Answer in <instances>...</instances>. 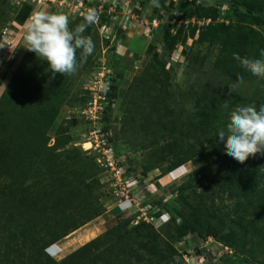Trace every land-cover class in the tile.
<instances>
[{"label":"rangeland","instance_id":"1","mask_svg":"<svg viewBox=\"0 0 264 264\" xmlns=\"http://www.w3.org/2000/svg\"><path fill=\"white\" fill-rule=\"evenodd\" d=\"M138 1L0 0V264H32L41 248L61 261L139 223L168 235L189 204L205 235L172 240L181 264H264L262 236L242 235L225 216L229 198L212 181L222 184L230 169L251 168L262 155L241 164L217 138L231 111L264 104V80L233 59H260L264 51V23L241 4L256 0ZM89 9L96 21L84 35L93 54L80 62L77 51L76 72L53 75L25 48L26 23L38 10L62 12L73 28ZM100 100L106 110L93 122L83 111ZM198 168L207 174L192 175ZM256 177L264 185V168ZM212 204L224 213H213ZM68 226L77 228L63 237ZM234 235L235 243L224 241Z\"/></svg>","mask_w":264,"mask_h":264},{"label":"trees","instance_id":"2","mask_svg":"<svg viewBox=\"0 0 264 264\" xmlns=\"http://www.w3.org/2000/svg\"><path fill=\"white\" fill-rule=\"evenodd\" d=\"M253 2L241 4L255 18L264 23V0ZM145 3V0H140L139 2L141 6ZM237 4L239 3L237 2ZM240 38L244 44L245 40H243L242 36ZM263 40L261 39V41ZM138 79L137 75L129 85L127 92L132 89L133 84ZM111 89L112 97L119 99L118 86L112 85ZM171 113L172 109L167 106L166 117H170ZM143 117L145 118V116H142L141 119ZM133 119L134 122L137 121L135 114L133 115ZM208 146L217 155L218 147L216 143L210 140ZM193 153L195 154L181 159L180 163L190 161L197 154L196 151H193ZM263 168L264 155H259V159L252 164L251 168L245 167L242 171L230 169L229 172L224 174L226 181L224 180L222 184L221 180H217L216 178H213L212 181L216 186L222 188L221 192L225 193L230 200V204L227 207L230 209V212L225 213V216L229 217L233 224L237 223L243 228V236H246L248 233H255L261 235L264 240V185L256 177ZM200 174L201 176L207 174L205 173V168H198L192 172L194 176H199ZM189 205L191 208L184 207L181 211V224L176 226L174 231L167 232L168 235L162 234L148 223H139L132 229L125 231L128 236L124 234L120 235L118 230H114L85 244L61 261H55L46 255L44 256V253H42L44 250L41 248V251L37 252L36 260L32 264H181L176 258L177 250L172 240L182 238L190 233H196L201 237L205 235L202 228V217L198 214L197 207L195 208L192 204ZM206 209L209 210V208ZM210 210L213 213H224V209L220 208L218 210L213 204ZM220 221L223 222V216H220ZM120 227L124 229V224H121ZM71 228L67 227V231H65L66 233L63 237L76 230L75 228L77 227ZM40 232V229L34 230L35 238H38ZM214 233V236H218L216 232ZM210 234H213V232ZM238 237L234 235L230 238H224V241L229 240L232 242V238Z\"/></svg>","mask_w":264,"mask_h":264},{"label":"clouds","instance_id":"3","mask_svg":"<svg viewBox=\"0 0 264 264\" xmlns=\"http://www.w3.org/2000/svg\"><path fill=\"white\" fill-rule=\"evenodd\" d=\"M151 2L158 6L157 0ZM95 21L96 13L89 9L82 22L70 28V20L65 13L38 10L26 23L25 48L46 61L53 75H72L77 70V51L80 62L93 54L94 42L84 33ZM260 56V59H250L233 53V59L240 63L245 72L264 80V51H261ZM238 83L244 86L247 81L241 77ZM230 89L233 94L239 91L236 84ZM217 138L226 149V155L241 164L250 156L258 153L264 155V104L258 107L240 106L231 111L229 122L219 130Z\"/></svg>","mask_w":264,"mask_h":264},{"label":"built area","instance_id":"4","mask_svg":"<svg viewBox=\"0 0 264 264\" xmlns=\"http://www.w3.org/2000/svg\"><path fill=\"white\" fill-rule=\"evenodd\" d=\"M38 1H46L48 3H55L57 0H38ZM118 1L119 0H115V2H118ZM122 1L124 3L126 2L125 4H128L129 2H131V0H122ZM135 8H139V5L136 4L135 5ZM125 25L128 26V23H126ZM156 25L157 24H156V20H155V21H153L152 26L156 27ZM131 26H133V25H131ZM148 36H150V35L148 34ZM107 88H109V86H107ZM103 99H104V97H103ZM105 110H106V107H105L103 101H101V100L99 102L98 101L97 102L94 101V102H90L89 103V106L87 108H85V110L83 111V114L87 115V118L90 119L91 121L97 122V121H99V119H101V116L103 115V113L105 112ZM100 136H103V135H100ZM101 143L104 144V139L97 140L95 142V145L97 147H99L101 145ZM152 219H153V217H152ZM150 222H152V221H150ZM195 256L196 255H194L193 257H195ZM200 257H201V255H200ZM200 257L197 256L196 258L199 259ZM198 259H196V260H198ZM190 261H188V262H190Z\"/></svg>","mask_w":264,"mask_h":264},{"label":"bare ground","instance_id":"5","mask_svg":"<svg viewBox=\"0 0 264 264\" xmlns=\"http://www.w3.org/2000/svg\"><path fill=\"white\" fill-rule=\"evenodd\" d=\"M121 90L125 91L123 87H121Z\"/></svg>","mask_w":264,"mask_h":264},{"label":"crops","instance_id":"6","mask_svg":"<svg viewBox=\"0 0 264 264\" xmlns=\"http://www.w3.org/2000/svg\"><path fill=\"white\" fill-rule=\"evenodd\" d=\"M145 32H146V31H145ZM146 34H147V36H148L149 33L147 32Z\"/></svg>","mask_w":264,"mask_h":264}]
</instances>
